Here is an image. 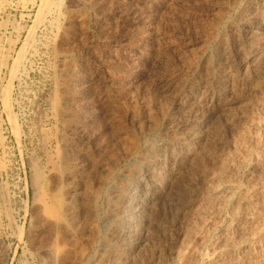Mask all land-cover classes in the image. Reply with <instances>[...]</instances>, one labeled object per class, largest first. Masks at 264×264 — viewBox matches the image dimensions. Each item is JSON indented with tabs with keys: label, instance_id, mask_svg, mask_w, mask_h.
<instances>
[{
	"label": "rangeland",
	"instance_id": "rangeland-1",
	"mask_svg": "<svg viewBox=\"0 0 264 264\" xmlns=\"http://www.w3.org/2000/svg\"><path fill=\"white\" fill-rule=\"evenodd\" d=\"M45 2L0 0V264H175L192 225L205 226L186 264H212L234 236L246 238L219 264L255 250L264 259V242L251 230L264 193L235 229L232 206L209 207L206 190L230 157L239 169L226 196L264 187V170L253 168L264 152V0ZM249 21L260 43L254 63ZM223 72H232L224 77L232 87L219 95ZM244 133L249 157L234 154ZM38 170L44 179L36 185ZM61 184L72 204L70 229L55 228L44 209Z\"/></svg>",
	"mask_w": 264,
	"mask_h": 264
},
{
	"label": "bare ground",
	"instance_id": "bare-ground-1",
	"mask_svg": "<svg viewBox=\"0 0 264 264\" xmlns=\"http://www.w3.org/2000/svg\"><path fill=\"white\" fill-rule=\"evenodd\" d=\"M48 1V0H47ZM94 1V0H93ZM96 1H99V0H96ZM103 1V0H102ZM44 2H45V0H44ZM54 2V1H53ZM59 2V1H58ZM45 3H47V2H45ZM45 3H43V4H45ZM253 3V2H252ZM48 4V3H47ZM247 4V3H246ZM248 4H249V2H248ZM251 5V4H250ZM49 6V5H48ZM43 8H46L45 6L43 7ZM249 8V7H248ZM254 8V7H253ZM246 9V8H245ZM244 9V10H245ZM40 10H42V9H40ZM260 10V9H259ZM259 10L257 11L258 13H260L259 12ZM239 11V10H238ZM247 11V10H246ZM44 12V11H43ZM242 12V11H241ZM256 12V13H257ZM246 13V12H245ZM245 13H244V15H245ZM249 13V12H248ZM264 13V12H263ZM228 14V13H227ZM225 15V14H224ZM251 15V14H250ZM250 15H249V17H250ZM253 16V15H252ZM244 18H245V16H243ZM247 17V16H246ZM243 18V19H244ZM251 18H253V17H251ZM263 17H260V15H257L256 14V17H254L253 19H255V22L258 24V25H260V23H263V19H262ZM243 19H242V22H243ZM246 19V18H245ZM238 20V19H237ZM250 20V19H249ZM223 21V20H222ZM239 21V20H238ZM246 21V20H245ZM55 22V21H54ZM240 22H241V19H240ZM252 22H254L253 20H252ZM252 22H246L245 23V25L243 26L244 27V29H246V31L249 33V40H250V46H251V48H252V50H251V53L249 54V56H248V58L250 59V60H252L251 61V63H254V61H255V59H256V57H257V55H258V53H259V49H258V45L260 44L259 42H257L256 41V30H255V26H254V23H252ZM255 23V24H256ZM173 24V23H172ZM215 24V23H214ZM238 24V23H237ZM233 26V25H232ZM237 27H240V25L238 26V25H236ZM264 26V25H263ZM236 27V28H237ZM198 28H200V27H198ZM235 28V29H236ZM240 29V28H239ZM243 29V28H242ZM241 29V30H242ZM234 30V29H233ZM240 31V30H239ZM245 31V32H246ZM213 32V31H212ZM230 32V31H229ZM221 33V32H220ZM237 33V32H236ZM234 34V33H233ZM248 35V34H247ZM224 36V35H223ZM223 36L221 37V38H223ZM234 36H235V34H234ZM233 36V37H234ZM237 36V35H236ZM208 38V37H207ZM241 38V37H240ZM224 39H226L225 37L223 38V40ZM236 39V38H235ZM156 41V40H155ZM206 41H208V40H206ZM234 41V40H233ZM220 42H221V40H220ZM224 42H225V40H224ZM227 42V41H226ZM257 42V43H256ZM259 43V44H258ZM256 44H258L257 46H256ZM229 45H230V43H229ZM228 45V46H229ZM236 45V44H235ZM218 46H222V45H218ZM225 47V46H224ZM230 48V47H229ZM261 48V47H260ZM215 49H217V48H215ZM220 49V48H219ZM238 49V48H237ZM60 50V49H59ZM215 51V50H214ZM228 51L229 50H227V52H226V54L228 53ZM244 51V50H243ZM202 52V51H201ZM216 52V51H215ZM240 52V51H239ZM238 52V53H239ZM264 52V51H263ZM220 53H221V51H220ZM247 53H248V51H247ZM22 54V53H21ZM229 54H230V52H229ZM261 54V53H260ZM2 55V54H1ZM4 55V54H3ZM211 56V55H210ZM213 56V55H212ZM223 56V55H222ZM222 56H220V57H222ZM225 56V55H224ZM233 56V55H232ZM235 57V56H234ZM238 57V56H237ZM241 57V56H240ZM243 57H244V55H243ZM259 57V56H258ZM10 58V57H9ZM245 58V57H244ZM212 59V58H211ZM217 59V58H216ZM243 59V58H242ZM246 59V58H245ZM205 60H207V59H205ZM223 60V59H222ZM225 60V59H224ZM261 60V59H260ZM214 61V60H213ZM245 61V60H244ZM204 62V61H203ZM208 62V61H207ZM222 62V61H221ZM250 62V61H249ZM248 62V63H249ZM6 63H8V62H6ZM215 63V62H214ZM218 63H220L219 61H218ZM207 64V63H206ZM229 64V63H228ZM234 64V63H233ZM236 64V63H235ZM208 65V64H207ZM211 65V64H210ZM214 65V64H213ZM216 65V64H215ZM227 65V64H226ZM251 65H253V64H251ZM172 66V65H171ZM206 66V65H205ZM235 66V65H234ZM262 66V65H261ZM207 67H209V66H207ZM256 67V66H255ZM258 67H259V64H258ZM203 68V67H202ZM210 68H212V66L210 67ZM216 68V67H215ZM218 68V67H217ZM229 68V67H228ZM233 68V67H232ZM235 68V67H234ZM254 68V67H253ZM13 69V68H12ZM208 69V68H207ZM225 69V68H224ZM210 70V69H209ZM229 70H230V68H229ZM233 70V69H232ZM231 70V71H232ZM238 70V69H237ZM67 71V70H66ZM219 71V70H218ZM13 72V71H12ZM69 72V71H68ZM67 72V73H68ZM226 72V71H225ZM70 73V72H69ZM231 73L232 72H227V73H221V76H222V78L219 80V83H220V85H219V87H218V93H219V95H223L224 93H226V92H228V89L229 90H231L229 87L231 86L232 87V85H230L229 84V81H228V79L226 78V79H224V77H230L231 76ZM234 73V72H233ZM239 73V72H238ZM262 73V72H261ZM215 74V73H214ZM213 74V75H214ZM233 75V74H232ZM236 75V74H235ZM252 75V74H251ZM181 76V75H180ZM211 77H212V75H210ZM210 76H209V78H210ZM72 77V76H71ZM214 78H215V76H214ZM217 78V77H216ZM245 78V77H244ZM71 79V78H70ZM244 80V79H243ZM57 81V80H56ZM69 81V80H68ZM173 81V80H172ZM212 81V80H211ZM217 81V80H216ZM63 82V84H64V81H62ZM61 82V83H62ZM215 83V82H214ZM66 84H67V82H66ZM71 84V83H70ZM232 84V83H231ZM65 85V84H64ZM205 85V84H204ZM215 86V85H214ZM65 87V86H64ZM68 87V86H67ZM67 87H66V89H67ZM72 86H70V88H71ZM252 87V86H251ZM64 88H62V90H63ZM66 89H64V92H65V90ZM72 89V88H71ZM69 90V89H68ZM60 91H61V89H60ZM70 91V90H69ZM63 92V93H64ZM68 92V91H67ZM237 92V91H236ZM60 93V92H59ZM62 93V94H63ZM68 93H70V92H68ZM195 93V92H194ZM239 93V92H238ZM58 94V93H57ZM237 94V93H236ZM228 95V94H227ZM226 95V96H227ZM58 96V95H57ZM62 96V95H61ZM67 96H68V94H67ZM241 96V95H240ZM221 97H223V96H221ZM59 98V97H58ZM115 98V97H114ZM219 98V97H218ZM225 98V97H224ZM224 98H223V100H224ZM236 98H237V96H236ZM112 99V98H111ZM203 99V98H202ZM221 99V98H220ZM118 100V99H117ZM181 100V99H180ZM7 102V101H6ZM68 102H70V101H68ZM115 102V101H114ZM117 102V101H116ZM184 102V101H183ZM187 102V101H186ZM207 102V101H206ZM226 102V101H225ZM67 103V102H66ZM205 103V102H204ZM223 103V102H222ZM186 104V103H185ZM261 104H262V102H261ZM117 105V104H116ZM181 105V104H180ZM223 105V104H222ZM225 105V104H224ZM57 106V105H56ZM113 106V105H112ZM205 106V105H204ZM8 107H9V105H8ZM55 107V106H54ZM71 106H69L68 108H70ZM117 107V106H116ZM198 107V106H197ZM58 108V107H57ZM67 108V109H68ZM73 108V107H72ZM72 108H70V109H72ZM122 108V107H121ZM207 108V107H206ZM229 108V107H228ZM64 109H66V108H63V112L65 111ZM118 109V108H117ZM73 110V109H72ZM224 110H225V108H224ZM227 110V109H226ZM7 111V110H6ZM83 111V110H82ZM72 112V111H71ZM85 112V111H84ZM118 112V111H117ZM119 112H122V111H119ZM137 112V111H136ZM229 112H230V110H229ZM229 112H226V113H228L229 114ZM65 113V112H64ZM68 113V112H67ZM77 113V112H76ZM151 113V112H150ZM224 113V112H223ZM257 113V112H256ZM70 114H72V113H70ZM65 115V114H64ZM74 115H75V113H74ZM123 115V114H122ZM224 115V114H223ZM63 116V115H62ZM72 116V115H71ZM75 116H77V115H75ZM230 116V115H229ZM239 116V115H238ZM69 117V116H68ZM110 117V116H109ZM81 118H82V116H81ZM124 118V117H123ZM256 118V117H255ZM66 119V118H65ZM69 119V118H68ZM67 119V120H68ZM77 119H79V118H77ZM152 119V118H151ZM71 120V119H70ZM73 120V119H72ZM75 120V119H74ZM17 121V120H16ZM66 121V120H65ZM82 121H84V120H82ZM117 121V120H116ZM260 121V120H259ZM73 122V121H72ZM257 122V121H256ZM121 123V122H120ZM253 123V122H252ZM260 123V122H259ZM16 124V123H15ZM14 124V125H15ZM66 124V123H65ZM73 124V123H72ZM67 125V124H66ZM65 125V126H66ZM74 125V124H73ZM260 125V124H259ZM16 126V125H15ZM68 126V125H67ZM66 126V127H67ZM17 127V126H16ZM18 128V127H17ZM19 129V128H18ZM229 129V128H228ZM248 129V128H247ZM121 130V129H120ZM119 130V131H120ZM194 130V129H193ZM238 130V129H237ZM236 130V131H237ZM242 130V129H241ZM228 132V131H227ZM247 132V131H246ZM129 134H131V133H129ZM198 134H200V133H198ZM198 134H197V131L195 132V131H193L192 133H191V135L193 136V138H197V136H198ZM126 135H128V134H126ZM132 135V134H131ZM247 134H241L240 136V139L238 140V141H236L235 140V142H237V146H235V151H234V154H237L238 152H240V153H242L241 155H244V157H249V155H251L250 153H252V152H250L249 151V148L248 147H252V146H249V144H247L248 145V147L246 146V143H247V136H246ZM255 135V134H254ZM257 135V134H256ZM129 137H130V135H128ZM188 137V136H187ZM191 137V136H190ZM238 137V136H237ZM251 137V136H250ZM249 137V138H250ZM253 137V136H252ZM125 138V137H124ZM133 138V137H132ZM201 138V137H200ZM208 138V137H207ZM255 138V137H254ZM262 138V137H261ZM130 139V138H129ZM204 139V138H203ZM252 139V138H251ZM258 139H259V137L257 138V136H256V138H255V140H257L258 141ZM92 140V139H91ZM144 140V139H143ZM202 140V139H201ZM128 141H130V140H128ZM133 141V140H132ZM149 141V140H148ZM252 141H254V140H252ZM125 142V141H124ZM179 142H180V140H179ZM178 142V143H179ZM212 142V141H211ZM176 143V142H175ZM187 143V142H186ZM233 143H234V141H233ZM66 144V143H65ZM97 144V143H96ZM132 144H134V143H132ZM135 144H137L136 142H135ZM135 144H134V146H135ZM177 144V143H176ZM192 144V143H191ZM194 144V143H193ZM205 144V143H204ZM256 144H258V142L256 143ZM131 145V144H130ZM179 145V144H178ZM188 145V144H187ZM206 145V144H205ZM209 145V144H208ZM62 146V145H61ZM214 146V145H213ZM255 146H258V145H255ZM189 147V146H188ZM201 147V146H200ZM203 147H205V146H203ZM66 148V147H65ZM130 149H131V147H129ZM134 148V147H133ZM132 148V149H133ZM195 148V147H194ZM229 149V148H228ZM234 149V148H233ZM251 149V148H250ZM61 150V149H60ZM66 150V149H65ZM65 150L63 151L64 153H65ZM67 150H68V148H67ZM67 150H66V152H67ZM135 150V149H134ZM206 150V149H205ZM224 150H225V148H224ZM175 151V150H174ZM217 151V150H216ZM132 152V151H131ZM178 152V151H177ZM211 151H209V153H210ZM62 153V152H61ZM176 153V152H175ZM179 153V152H178ZM193 153V152H192ZM203 153V152H202ZM261 153V152H260ZM190 154V153H189ZM189 154H188V156H189ZM200 154V153H199ZM230 154H232V153H230ZM60 155V154H59ZM67 155V154H66ZM65 155V156H66ZM186 155V154H185ZM190 155H192V154H190ZM209 155V154H208ZM239 154H237V156H238ZM240 155V156H241ZM256 155V154H255ZM75 156V155H74ZM177 156V155H176ZM253 156V155H252ZM62 157H64V156H61V159H62ZM109 157V156H108ZM175 157V156H174ZM190 157H192V156H190ZM201 157V156H200ZM207 157V156H206ZM211 157V156H210ZM218 157V156H217ZM254 157V156H253ZM253 157H251V159H252V161L254 160L253 159ZM66 158H68V157H66ZM75 158V157H74ZM237 158V157H236ZM69 159V158H68ZM92 159V158H91ZM104 159V158H103ZM179 159V158H178ZM189 159V158H188ZM187 159V160H188ZM192 159V158H191ZM204 159V158H203ZM226 159V158H225ZM50 160V159H49ZM62 160H64V159H62ZM173 160V159H172ZM181 160V159H180ZM194 160V159H193ZM229 160H231V157H230V159L228 158V160H227V162H224V163H221L222 165V167L220 166V168H221V171H220V173H218V174H216L215 176H214V179H212L213 181H212V183H211V185H209V187H208V189H206V190H208V200H209V207H216L217 205H215L216 204V201H218L217 203H218V205L220 206V208H226V207H229L230 208V205L232 206V208H233V216L235 217L234 219L237 221V224L235 225V227H232V228H239V227H241V226H239V224H241L240 223V220L243 218V217H247L248 218V215L250 214V212L251 211H253L254 212V210L258 207L257 206V203L255 202V198L257 197V195H258V197H257V199L259 198V195H261L262 193H264V187L263 188H257V190H255L253 193H254V195H252V194H248V192L246 193V191H244L243 189H241V187L240 188H237V191L235 192V194H233V196H226L225 195V193L227 192V190L228 189H236V187H237V185H235V183L237 182H235L234 183V181H235V171L236 170H238L239 168L238 167H235L234 166V161H233V159L231 160L232 162H233V165L232 166H234V168H228L229 166H227V164H228V162H230ZM236 160V159H235ZM238 160V159H237ZM255 160H256V163H255V166L253 167V168H255V170L256 169H262V170H264V167H262V163H264V161L262 162V160H264V152H263V154L262 155H260L259 154V156H258V154H257V156H255ZM66 161H67V159H66ZM203 161H205V160H203ZM240 161V160H239ZM50 162V161H49ZM57 162V161H56ZM223 162V161H222ZM246 162V160H244L243 161V163H245ZM255 162V161H254ZM254 162L252 163V164H254ZM262 162V163H261ZM189 163H190V161H189ZM108 164V163H107ZM232 164V163H231ZM96 165V164H95ZM134 165V164H133ZM182 165V164H181ZM192 165V164H191ZM228 165H230V164H228ZM68 166V165H67ZM70 166V165H69ZM72 166V165H71ZM70 166V167H71ZM238 166V165H237ZM57 167V166H56ZM55 167V168H56ZM64 167H66V165L64 166ZM54 168V167H53ZM54 168V169H55ZM58 168V167H57ZM62 169H64V168H62ZM72 169V168H71ZM82 169V168H81ZM100 169V168H99ZM191 169H192V167H191ZM243 169V168H242ZM41 170H43V169H41ZM73 170V169H72ZM75 170V169H74ZM185 170V169H184ZM214 170V169H213ZM241 170V169H240ZM254 169H253V171H255ZM250 171V170H249ZM63 172V171H62ZM189 172H190V169H189ZM194 172V171H193ZM215 172V171H214ZM70 173V172H69ZM74 173V172H73ZM64 174V173H63ZM66 174V173H65ZM67 174H68V172H67ZM176 174V173H175ZM60 175V174H59ZM71 175V174H70ZM75 175V174H74ZM79 175V174H78ZM160 175V174H159ZM162 175V174H161ZM193 175V174H192ZM56 176V175H55ZM64 176V175H63ZM68 176H69V174H68ZM111 176V175H110ZM238 176V175H237ZM44 177V175H43V173L41 172V171H36V174H35V176L33 177V179H34V184H36V185H38L39 184V182L41 181V179ZM187 177V176H186ZM193 177V176H192ZM212 177H213V175H212ZM50 178H52V177H50ZM44 179V178H43ZM55 179V178H54ZM63 179H64V177H63ZM70 179V178H69ZM210 179V178H209ZM260 179V178H259ZM187 180V179H186ZM43 181L44 180H42V183H43ZM66 181V180H65ZM64 181V182H65ZM72 181V180H71ZM261 181V180H260ZM64 182H62L63 184H64ZM252 182V181H251ZM57 183V182H56ZM58 183H60V182H58ZM66 183V182H65ZM69 183V182H68ZM92 183V182H91ZM41 184V183H40ZM63 184H61L59 187L60 188H58V190L56 189V191L54 192V195L52 196V199H51V202L50 203H47L46 202V204H45V213L47 214V217H49V219H50V221H51V223L53 224V226L55 227V228H58V229H60L61 227H64V228H69L70 229V226H71V223H70V221H71V219H72V204H71V202L70 201H68L67 200V198L68 197H66V194L69 192V191H67V187H66V185H65V187H64V185ZM87 184V183H86ZM90 184V183H89ZM57 185H59V184H57ZM69 185V184H68ZM236 187H235V186ZM249 185V184H248ZM51 186V185H50ZM55 186V185H54ZM91 186V185H90ZM93 186V185H92ZM174 186V185H173ZM257 186V185H256ZM95 187V186H94ZM181 187H182V185H181ZM261 187V186H260ZM66 188V189H65ZM102 188V187H101ZM255 188V189H256ZM54 189V188H53ZM181 189V188H180ZM186 189V188H185ZM254 189V188H253ZM3 190V189H2ZM68 190H70V189H68ZM86 190V189H85ZM189 190V189H188ZM250 190V189H249ZM51 191H52V189H51ZM50 191V192H51ZM94 191V190H93ZM181 191V190H180ZM185 191V190H184ZM251 191V190H250ZM7 192V191H6ZM28 192V191H27ZM46 192V191H45ZM86 192V191H85ZM92 192V191H91ZM90 192V193H91ZM182 192V196L183 195H186V192H184L183 193V191H181ZM201 192V191H200ZM252 192V191H251ZM2 193V192H1ZM52 193V192H51ZM89 193V192H88ZM4 194V193H3ZM6 194V193H5ZM70 194V193H69ZM81 194V193H80ZM79 194V195H80ZM87 194V193H86ZM93 194H95V193H93ZM189 194V193H188ZM29 195V194H28ZM46 195H47V193H46ZM68 195V194H67ZM88 195V194H87ZM91 195V194H90ZM96 195V194H95ZM94 195V196H95ZM97 195H98V193H97ZM199 195V194H198ZM231 195V194H230ZM5 196V195H4ZM72 196V195H71ZM98 196H100V195H98ZM256 196V197H255ZM264 196V195H263ZM78 197V196H77ZM87 197H89V196H87ZM255 197V198H254ZM96 198V197H95ZM6 199V198H5ZM44 199H46V198H44ZM94 199V198H93ZM193 199V198H192ZM260 199V198H259ZM258 199V200H259ZM77 200V199H76ZM91 200V199H90ZM204 200H205V198H204ZM215 200V201H214ZM44 201V200H43ZM79 201V200H78ZM99 201V200H98ZM98 201H96L95 203H97ZM203 201V200H202ZM257 201V200H256ZM29 202V201H28ZM87 202V201H86ZM234 202L236 203L235 205H234ZM27 203V202H26ZM73 203H74V201H73ZM81 203V202H80ZM88 203V202H87ZM102 203V202H101ZM206 203V202H205ZM260 203V202H259ZM93 203L91 202V205H92ZM120 204V203H119ZM28 205V204H27ZM84 205V204H83ZM87 205V204H86ZM96 205V204H95ZM202 205H203V202H202ZM234 205V206H233ZM74 206V205H73ZM81 206V205H80ZM5 207V206H4ZM87 207V206H86ZM115 207V206H114ZM261 207H264V199L262 200V206ZM5 208H7V207H5ZM74 208V207H73ZM75 208H77V207H75ZM89 208V207H88ZM88 208H86V209H88ZM92 208V207H91ZM98 208V207H97ZM259 208V207H258ZM8 209V208H7ZM10 209V208H9ZM27 209V208H26ZM93 209H96L95 207H93ZM93 209H91L92 211H93ZM205 209H206V207H205ZM219 209V208H218ZM260 209H263V211H264V208H260ZM6 210V209H5ZM12 209H10V211H11ZM28 210V209H27ZM97 210V209H96ZM208 210V209H207ZM220 210V209H219ZM13 211V210H12ZM92 211H91V213H92ZM209 211V210H208ZM208 211H206V212H208ZM210 211H211V209H210ZM215 212H217V210L215 209L214 210ZM44 212V211H43ZM88 212H90L89 210H88ZM203 212V211H202ZM205 211H204V213H206ZM219 212V211H218ZM218 212H217V214H218ZM223 212V211H222ZM5 213V212H4ZM10 213V212H9ZM12 213V212H11ZM10 213V214H11ZM90 213V214H91ZM95 213V212H94ZM214 213V212H213ZM252 213V212H251ZM256 212H254V214H255ZM6 214V213H5ZM4 214V215H5ZM14 214V213H13ZM27 214V213H26ZM45 215V214H44ZM200 215V216H199ZM199 215H198V217H200L201 219H202V217H203V213H199ZM207 215V214H206ZM215 215V214H214ZM252 215V214H251ZM251 215H250V217H251ZM8 215H6V217H7ZM17 216V215H16ZM28 216V215H27ZM85 216V215H84ZM91 216V215H90ZM253 216V215H252ZM13 217V216H12ZM74 217V216H73ZM197 217V218H198ZM212 217V216H211ZM249 217V218H250ZM44 218H46V217H44ZM85 218H86V216H85ZM84 218V219H85ZM93 218V217H92ZM200 218H198V221H200L199 219ZM252 218V217H251ZM254 218V217H253ZM93 219H95V217L93 218ZM204 219V218H203ZM220 219V218H219ZM6 220V219H5ZM14 220H16V219H14ZM13 220V221H14ZM73 220V219H72ZM194 220V219H193ZM12 221V220H11ZM48 221V220H47ZM89 221V220H88ZM94 221V224L96 223V221L95 220H93ZM92 221V222H93ZM190 222H191V220H189ZM198 221H197V223H198ZM214 221V220H213ZM219 221V220H218ZM217 221V222H218ZM244 221H245V219H244ZM252 221H255L256 223H259L257 226H255V227H253L251 230H252V233L253 234H255V236H256V238H257V240H261V242H264V231H262V227H264L263 225H264V213L263 214H259V215H257L254 219H252ZM16 222V221H15ZM87 222V221H86ZM201 222V221H200ZM222 222V221H221ZM235 222V221H234ZM51 223H49V224H51ZM89 223V222H88ZM202 223V222H201ZM205 223V222H204ZM85 224V223H84ZM195 224V223H194ZM228 224H230V223H228ZM261 224V225H260ZM74 225V224H73ZM76 225V224H75ZM90 225V224H89ZM95 225H97V224H95ZM111 225V224H110ZM198 225V224H197ZM196 225V226H197ZM207 225V224H206ZM242 225H243V223H242ZM24 226V225H23ZM79 226V225H78ZM98 226V225H97ZM96 226V227H97ZM189 226V225H188ZM203 226H205V225H202V226H197L196 228H193V225H192V228L190 227V229L189 230H187V232H186V235H185V239L183 240L184 241V243H183V247L181 248V250H179L178 251V253H177V256H176V259L175 260H177L176 261V263L175 264H186V259H188L190 256L192 257V254H194V247L192 246V244H193V241L196 239L195 238V236L197 235V234H199V233H201L202 232V227ZM208 226V225H207ZM244 226V225H243ZM250 226V225H249ZM21 227V226H20ZM72 227V226H71ZM93 227V226H92ZM194 227H195V225H194ZM228 227V226H227ZM230 227V226H229ZM74 228V227H73ZM208 228V227H207ZM212 228V227H211ZM245 228V227H244ZM243 228V229H244ZM251 227H249V228H247V229H245L246 231H242L244 234H246V232H247V230H249ZM24 228L23 227H21V232H20V237H22V236H24V230H23ZM48 229H50V228H48ZM242 229V230H243ZM53 230H56V229H54L53 228ZM66 230V229H65ZM88 230V229H87ZM86 230V231H87ZM99 230V229H98ZM206 230V229H205ZM230 230V229H229ZM233 230V229H232ZM49 231V230H48ZM66 231H70V230H66ZM94 231V230H93ZM201 231V232H200ZM47 232V231H46ZM50 232H51V230H50ZM232 232V231H231ZM249 232V231H248ZM57 233V232H56ZM59 233V232H58ZM99 233H100V230H99ZM205 233V232H204ZM235 233V232H234ZM233 233V234H234ZM54 234V233H53ZM242 234V233H241ZM51 235V234H50ZM73 235V234H72ZM85 235V234H84ZM203 235V234H202ZM220 235H221V233H220ZM219 235V236H220ZM49 236V235H48ZM53 236V235H52ZM55 236V235H54ZM56 236H57V234H56ZM55 236V237H56ZM240 236H242V235H240ZM250 236H251V234H250ZM29 237H31V236H29ZM54 237V238H55ZM60 237V236H59ZM62 237V236H61ZM65 237V236H64ZM63 237V239L62 240H64L65 238ZM197 237H198V235H197ZM202 237V236H201ZM204 237V236H203ZM224 237V236H223ZM227 237V236H226ZM248 237V236H247ZM253 237V236H252ZM49 238V237H48ZM53 238V239H54ZM131 238V237H130ZM195 238V239H194ZM205 238V237H204ZM240 238V237H239ZM239 238H237V239H239ZM242 238V237H241ZM240 238V239H241ZM246 237H244V238H242V239H245ZM31 239V238H30ZM47 239V238H46ZM50 239H52V238H50ZM110 239V238H109ZM129 239V238H128ZM236 238H235V236L234 237H231V238H228L227 240H226V245H225V249L223 248L221 251H219V252H216L215 253V258L213 259V261H212V264H219L222 260H224L226 257H227V255L230 253V252H233L234 250H236L237 248H239L238 247V240H237ZM239 239V240H240ZM33 240V239H32ZM61 240V241H62ZM133 240V239H132ZM132 240H131V242L130 243H126V245H128V246H130L131 244L133 245V243H132ZM247 240V239H246ZM250 240V239H249ZM257 240H256V242H257ZM50 241V240H49ZM48 241V242H49ZM54 241V240H53ZM56 241V240H55ZM241 241V240H240ZM65 242V241H64ZM63 242V243H64ZM125 242H127V241H125ZM50 243V242H49ZM48 243V244H49ZM52 243H54V242H52ZM182 243V242H181ZM51 244V243H50ZM59 244L61 245V243L59 242ZM106 244V243H105ZM135 244V243H134ZM254 244H256V243H254ZM259 244H261V243H259ZM264 244V243H263ZM262 244V245H263ZM217 245V244H216ZM222 245V244H221ZM115 246H116V244H115ZM127 246V247H128ZM195 246V245H194ZM264 246V245H263ZM56 247V246H55ZM54 246H53V248H55ZM63 247V246H62ZM248 247V246H247ZM252 247V246H251ZM52 248V247H51ZM50 248V249H51ZM124 248H126V247H124ZM130 248H132V246L131 247H129V249ZM222 248V247H221ZM243 248V247H242ZM64 249V248H63ZM62 248H61V250H63ZM84 249H85V247H84ZM114 249V248H113ZM128 249V248H127ZM52 250V249H51ZM60 250V251H61ZM112 250V249H111ZM54 251V250H53ZM60 251H58L59 253H60ZM78 251V250H77ZM125 251H127L126 249H125ZM215 251V250H214ZM256 251V250H255ZM255 251H253V253H251V251L246 255V257L245 258H239V259H235V261L233 262V263H231V264H264V259H261V258H259V254H258V256H257V254L255 255L254 253H255ZM263 251V250H262ZM64 252V251H63ZM67 252V251H66ZM69 252V251H68ZM86 252V251H85ZM84 252V253H85ZM62 253V252H61ZM116 253V252H115ZM63 254V253H62ZM197 254V253H196ZM237 254V253H236ZM239 254V253H238ZM58 255H60V254H58ZM70 255V254H69ZM68 255V256H69ZM119 255V254H118ZM231 255V254H230ZM65 256V255H64ZM64 256H62V257H64ZM67 256V255H66ZM196 256V255H195ZM58 257V256H57ZM72 257V256H71ZM84 257V256H83ZM119 257V256H118ZM194 257V256H193ZM198 257V256H197ZM239 257V256H238ZM244 257V256H243ZM262 257V256H261ZM68 258V257H67ZM204 258V257H203ZM263 258V257H262ZM60 260L61 259H63V258H59ZM71 259V258H70ZM127 259V258H126ZM227 259V258H226ZM232 259V258H231ZM231 259H230V261H231ZM56 260H57V258H56ZM64 260V259H63ZM62 260V261H63ZM69 259H67V261H68ZM81 260V259H80ZM190 260V259H189ZM192 260V259H191ZM191 260L189 261V264L191 263ZM188 261V260H187ZM225 261V260H224ZM227 261H229L228 259H227ZM226 261V262H227ZM55 262V261H54ZM57 262V261H56ZM64 262V261H63ZM69 262V261H68ZM193 262V261H192ZM198 262V261H197ZM58 263H59V261H58ZM70 263V262H69ZM69 263H67V264H69ZM222 263H224L223 261H222ZM76 264V263H75ZM193 264H194V262H193ZM196 264V263H195Z\"/></svg>",
	"mask_w": 264,
	"mask_h": 264
},
{
	"label": "built area",
	"instance_id": "built-area-1",
	"mask_svg": "<svg viewBox=\"0 0 264 264\" xmlns=\"http://www.w3.org/2000/svg\"><path fill=\"white\" fill-rule=\"evenodd\" d=\"M25 180L27 181V175L26 173L24 174ZM15 211V209H13Z\"/></svg>",
	"mask_w": 264,
	"mask_h": 264
}]
</instances>
